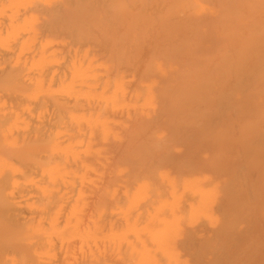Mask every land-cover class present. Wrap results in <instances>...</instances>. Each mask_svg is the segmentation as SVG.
<instances>
[{
	"label": "bare ground",
	"instance_id": "6f19581e",
	"mask_svg": "<svg viewBox=\"0 0 264 264\" xmlns=\"http://www.w3.org/2000/svg\"><path fill=\"white\" fill-rule=\"evenodd\" d=\"M0 264H264V0H0Z\"/></svg>",
	"mask_w": 264,
	"mask_h": 264
}]
</instances>
